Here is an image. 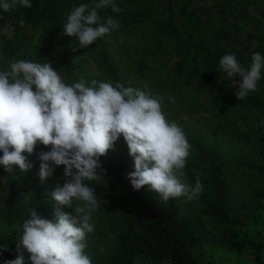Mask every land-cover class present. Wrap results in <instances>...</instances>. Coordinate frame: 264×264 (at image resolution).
<instances>
[{"label": "trees", "instance_id": "obj_1", "mask_svg": "<svg viewBox=\"0 0 264 264\" xmlns=\"http://www.w3.org/2000/svg\"><path fill=\"white\" fill-rule=\"evenodd\" d=\"M65 1V0H64ZM31 7L17 5L15 9L5 12L0 8V71L10 70V63L16 62L25 47V38H18L19 25L15 27L12 38L5 37L2 29L6 24L20 23L31 26L38 35L37 44L31 51H39L52 64L58 63L67 71H74L82 66L81 62L72 60L78 51L70 53L73 37L64 34L63 26L67 23L69 7L63 0H30ZM90 6L89 0H83ZM118 11L112 5L102 8L109 17L117 20L123 30L136 26H145L146 43L152 48V54L164 52L171 47L176 57L170 75L176 87L191 88L194 94L200 95L212 89L211 103L220 105L221 109H245L247 111L264 110V67L261 78L257 82L263 92H249L246 98L238 100L229 92L231 78L220 69L219 61L225 54H234L243 67H249L251 57L259 52L264 56V22L257 17H247L244 9L232 12L236 0H113ZM263 0H249L248 5L264 17ZM91 7V6H90ZM91 8H89L90 11ZM262 9V10H261ZM206 16L203 17V13ZM263 13V14H262ZM221 14L229 24L222 27H211L214 16ZM104 36L91 45L99 48L100 62L105 68L113 86L123 85L121 64L126 60L125 54L113 59ZM33 61V59L27 60ZM140 69L146 67L143 61ZM237 81L240 77H234ZM90 85L93 80H86ZM257 130L264 126L261 123ZM235 125L231 120H221L214 128L217 140L219 135L233 139ZM264 130L256 138L257 155L264 160ZM187 141L196 153V160L187 158L185 167L180 170L185 174V183L195 186L197 178L203 186L198 197L193 198L199 205V212L178 213L170 205L176 198L168 202L161 200L159 194L152 191L134 190L126 174L131 172L125 150L120 158L100 157L103 178L85 180L84 183L93 188L99 208L108 203L110 212L121 214L130 206L139 210L143 218L133 220L124 217L125 229H110L112 242L106 248L103 263L94 264H136L137 257L150 259L158 264H207L204 254L197 253V248L205 245H221L231 252L250 253L257 264H264V245L245 232L235 230L239 218L231 212L232 190L228 180L225 160L220 149L211 147L197 137L184 133ZM41 151L50 150V146L40 144ZM3 152L0 151V157ZM63 167L57 166L55 172L46 182L34 181L25 204L17 203L16 179L8 178L5 207L6 218H30V211L46 219L54 218L56 201L47 189L52 182L63 175ZM252 171L264 178V167L249 165ZM198 173H196V172ZM99 173V169H98ZM7 177L4 166L0 165V179ZM54 180V179H53ZM256 202L264 200L263 189L252 191ZM63 208L67 206H62ZM68 213V212H67ZM210 218L224 227L218 234H213L205 227L204 219ZM6 225V226H2ZM0 226V246L18 226H10L4 221ZM3 229V230H2ZM29 254L25 251V256Z\"/></svg>", "mask_w": 264, "mask_h": 264}, {"label": "clouds", "instance_id": "obj_2", "mask_svg": "<svg viewBox=\"0 0 264 264\" xmlns=\"http://www.w3.org/2000/svg\"><path fill=\"white\" fill-rule=\"evenodd\" d=\"M18 4L31 7L30 0H0L5 12ZM109 5L118 11L113 0H99L90 11L87 4L74 6L63 26L64 34L76 37L79 47L86 48L118 28L112 17L100 23L97 9ZM219 66L231 78L236 98L242 100L256 90L264 56L254 53L246 68L229 53L222 56ZM237 75L239 81L234 79ZM162 104L163 97L120 83L113 86L93 80L86 86L81 80L67 85L51 62L21 59L11 62L10 70L0 71V165L4 171L12 174L14 165L21 172L29 171L33 165L23 153L31 155L38 143L50 146V150L37 153L41 183L57 166H64L63 186L51 193L58 205L54 219L43 218L32 209L17 238L16 258L4 264H92L83 241L93 231L91 212L99 204L95 190L84 181L103 178L100 157L113 149L121 136L134 161L135 170L126 174L134 190L147 185L164 202L199 196L203 186L198 178L194 187L179 178L190 145L182 129L166 120ZM59 206L73 209L74 214ZM2 251L8 248L0 246Z\"/></svg>", "mask_w": 264, "mask_h": 264}, {"label": "rangeland", "instance_id": "obj_3", "mask_svg": "<svg viewBox=\"0 0 264 264\" xmlns=\"http://www.w3.org/2000/svg\"><path fill=\"white\" fill-rule=\"evenodd\" d=\"M248 1L236 0L235 6L231 8V11L237 12V9H244L247 17H257L260 21L264 22V17L262 18V15L258 13L255 14L254 9L248 5ZM63 2L69 7L67 9L68 13L71 12L74 6L84 4L83 0H63ZM89 2L92 7L99 0H89ZM262 6L264 7V4ZM99 10L97 9L100 23H104L109 16L105 11L99 12ZM262 11L264 13V9ZM205 16L206 13L204 12L203 17ZM221 16L223 15L217 14L214 16L211 27H222L229 24V21L222 19ZM16 25H19L20 28L18 38H25L24 41L26 43L19 60L23 59L27 61L33 59L32 62L41 64L48 62L39 51H31V48L37 44L38 38L33 27L17 22L15 24L10 23L4 26L2 34L5 37L12 38ZM145 29V26H136L123 30L119 25L118 28L104 35L105 41L110 40L107 49L110 51L113 59H118L125 54L126 60L121 64L123 86L125 88L132 87L133 89H139L146 94L163 97L162 112L167 121L175 122L184 133L197 137L209 147L213 144L218 146L222 158L225 160L228 180L232 190L231 212L240 220L234 228L238 232L247 233L250 237L264 245V200L256 202L252 195V191L263 189L264 178L248 167L249 165L264 167V160L257 155L256 142L257 136L264 130V127L261 131L257 130V126L264 117V110H223L220 105L214 106L211 103L212 89L207 90L203 94L196 95L191 88H185L184 86L181 88L176 87L170 75L176 61L171 47L167 46L164 52L152 54V48L145 41ZM73 40L74 42L69 52L73 53V48L76 49L75 51H78L76 58L72 57V60L81 62L82 66L77 68V70L67 71L58 63H51L63 82L67 85H72L75 82L83 80L86 86H89L86 80L111 83L105 68L100 62L99 48L92 45L80 48L77 38L73 37ZM143 61L146 63V67L140 69L141 64H144L142 63ZM235 90L229 92L231 96H233ZM261 91L259 85H257L256 90L253 92L262 94L263 92ZM169 97L173 99L170 100L168 99ZM221 120H231L234 123L235 131L233 139L224 138L221 134L217 140L215 139L213 131ZM39 146L40 144L38 143L31 155L26 152L23 153L33 165L29 171L21 172L18 166L14 165L13 173H7V177L4 176L0 179V226L4 224V221L7 224H11L10 226L12 227L18 226L16 229H8L12 233L7 237L3 245L8 248V251L0 252V264H4L5 260L16 258L17 238L22 234V224L26 220V218L20 219L19 216L6 218L7 209L5 201L9 183L8 178L13 179L14 177L17 180V203L22 206L25 204L28 193L34 186V181L40 180L38 176L40 161L37 156V153L41 151ZM124 150L132 172L135 170L134 161L129 155V149L122 136L115 142L114 148L108 150L104 157L106 159L111 157L120 158ZM188 158L196 160V153L191 147ZM181 173L182 175H179V178L185 182V174L184 172ZM53 179H50L52 182L47 187L50 196L58 185L62 187L64 183L63 175L59 176L58 179ZM140 190L144 192L150 191L147 185ZM75 203L80 202L74 201ZM57 207L58 205L54 207V211ZM59 207L63 212L74 214L73 209L69 207H66V209L62 206ZM170 207L178 213L193 212L197 214L199 212L198 203L194 199L187 200L185 197L176 198L175 204L170 205ZM124 217L139 220L143 218V215L134 206L126 208L121 214L114 215L110 212L108 203L100 208H95L91 212L90 223L93 225V231L86 234L83 243L86 244L84 252L90 257L92 264L104 262L106 248L112 242L110 229H125V226L122 224ZM204 223L205 227L213 234H218V232L226 227L224 225L219 226L215 220L210 218H205ZM196 252L204 254V261L207 264H257L250 253L239 254L231 252L221 245H205L203 248H197ZM136 264L158 263L150 259L137 257Z\"/></svg>", "mask_w": 264, "mask_h": 264}]
</instances>
